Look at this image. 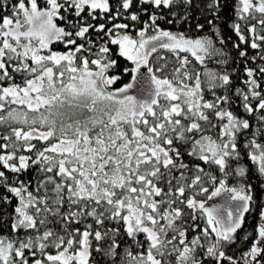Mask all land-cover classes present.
Listing matches in <instances>:
<instances>
[{
	"label": "snow or ice",
	"instance_id": "1",
	"mask_svg": "<svg viewBox=\"0 0 264 264\" xmlns=\"http://www.w3.org/2000/svg\"><path fill=\"white\" fill-rule=\"evenodd\" d=\"M224 6L0 0V264H264V0Z\"/></svg>",
	"mask_w": 264,
	"mask_h": 264
},
{
	"label": "trees",
	"instance_id": "2",
	"mask_svg": "<svg viewBox=\"0 0 264 264\" xmlns=\"http://www.w3.org/2000/svg\"><path fill=\"white\" fill-rule=\"evenodd\" d=\"M222 3L225 5L224 8L222 9L221 13H220V20H219V24L222 30V34L225 36L226 40H228L230 38L231 41H236V36L234 31L231 28V24L233 22L236 21V16H235V6L238 3V0H222ZM3 15V11L0 10V16ZM243 27V25H242ZM227 48L231 49V43L227 44ZM233 56H235V52H233ZM209 67H215V65L213 63H209ZM238 67L242 70L243 65L242 64H238ZM245 77L241 71L240 73V80H243ZM233 79L236 80V76H233ZM119 86V83L117 85H114L113 87H117ZM237 86H242L239 83H237ZM237 109H234V111H236ZM239 111H242V108L239 109ZM247 163H249L250 165V161H248ZM253 184L256 185L257 181L255 179H253ZM223 201L220 200V198H215L213 201H210L209 203H221ZM10 210V209H9ZM253 221L251 219H249L246 222V227H248V225L252 224ZM250 230V229H249Z\"/></svg>",
	"mask_w": 264,
	"mask_h": 264
}]
</instances>
